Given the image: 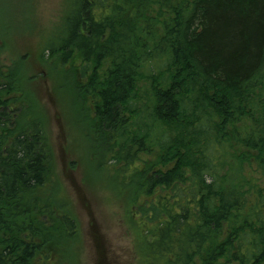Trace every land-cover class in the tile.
<instances>
[{"label": "trees", "instance_id": "trees-1", "mask_svg": "<svg viewBox=\"0 0 264 264\" xmlns=\"http://www.w3.org/2000/svg\"><path fill=\"white\" fill-rule=\"evenodd\" d=\"M70 4L47 51L78 63L112 159L134 169L125 219L138 260L264 264V189L247 173L254 160L264 179V0ZM28 74L0 70V264H36L54 230L78 232L47 196L55 152Z\"/></svg>", "mask_w": 264, "mask_h": 264}, {"label": "rangeland", "instance_id": "rangeland-1", "mask_svg": "<svg viewBox=\"0 0 264 264\" xmlns=\"http://www.w3.org/2000/svg\"><path fill=\"white\" fill-rule=\"evenodd\" d=\"M70 2L0 0V70L18 62L36 76L30 88L41 90L39 113L49 119L55 152L47 196L58 201L57 218L68 207L79 222L75 235L54 230L36 264H141L125 219L124 189L134 169L112 159L119 153L111 142L115 136L100 127L95 102L83 93L78 63L61 64L59 56L51 57L47 51L50 41L65 33ZM142 156L148 163L153 161ZM140 166L137 161L136 167ZM247 173L264 189L254 160Z\"/></svg>", "mask_w": 264, "mask_h": 264}]
</instances>
